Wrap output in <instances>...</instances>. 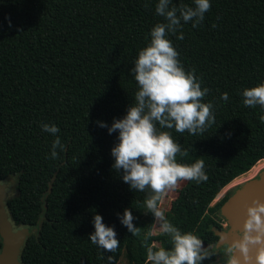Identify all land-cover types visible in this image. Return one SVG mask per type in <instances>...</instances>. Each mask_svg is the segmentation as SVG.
Instances as JSON below:
<instances>
[{
	"label": "trees",
	"instance_id": "obj_1",
	"mask_svg": "<svg viewBox=\"0 0 264 264\" xmlns=\"http://www.w3.org/2000/svg\"><path fill=\"white\" fill-rule=\"evenodd\" d=\"M158 0H0V180L15 176V195L5 201L14 224L38 227L20 248V264H145L146 247L170 237L140 228L148 191L137 192L112 165L118 131L109 134L135 103L131 69L164 22ZM194 6L193 0H173ZM198 27L183 23L184 39L167 38L186 72L195 69L210 91L215 123L202 135L168 131L187 151L177 162L204 160L206 182L186 181L165 216L191 232L214 254L221 226L205 210L221 188L264 158V108L245 107L242 91L264 83V0H210ZM215 24L216 27H212ZM228 93L227 102L220 99ZM56 125L64 150L51 157ZM49 189V191H47ZM226 199L221 197L218 207ZM129 209L132 235L120 216ZM218 209V208H217ZM211 208L208 210L210 211ZM113 227L120 245L107 252L92 244L94 216ZM143 229V228H142ZM207 248V247H206ZM111 257V259H109Z\"/></svg>",
	"mask_w": 264,
	"mask_h": 264
},
{
	"label": "clouds",
	"instance_id": "obj_2",
	"mask_svg": "<svg viewBox=\"0 0 264 264\" xmlns=\"http://www.w3.org/2000/svg\"><path fill=\"white\" fill-rule=\"evenodd\" d=\"M194 6L180 4L173 0H158L155 12L163 17L164 22L157 23L150 32V43L139 51L131 73L138 85L135 103L127 110L122 119L113 121L111 127L97 122L100 127H107L109 134L119 133V143L112 150L113 169L122 171V180L137 192L148 191L145 199L148 212L152 213L162 234L170 237L171 249L163 247H146L145 264H202L214 254L203 246V240L191 232L182 233L170 223L160 208L165 195L177 189L183 181L206 182L204 160L198 159L192 164L177 162V156H187L168 131L175 129L178 133L202 135L215 123L213 103L203 102L209 93L208 88L201 87V81L195 76V69L186 72L179 60V53L167 37L176 35L182 28V22H192L198 27L210 8V0H193ZM212 27H216L215 24ZM177 39L183 40L182 31ZM245 107L264 108V83L245 88L242 91ZM221 100L227 102L228 93H223ZM264 123V116L260 117ZM44 132L55 137L52 143L51 157L57 158L56 149L64 150L57 133L56 125L44 123ZM122 225L135 235L139 232L133 224L131 210L125 209L119 217ZM103 218L94 216V233L90 234L92 244L107 252H115L120 245L113 227L102 222ZM239 239L223 245L225 264H264V202L253 200L247 207ZM223 240V238H221ZM255 249L254 257L250 255ZM219 251V250H218ZM220 252V251H219ZM111 259V257H109Z\"/></svg>",
	"mask_w": 264,
	"mask_h": 264
},
{
	"label": "water",
	"instance_id": "obj_3",
	"mask_svg": "<svg viewBox=\"0 0 264 264\" xmlns=\"http://www.w3.org/2000/svg\"><path fill=\"white\" fill-rule=\"evenodd\" d=\"M253 200L264 202V168L260 170L257 176L232 192L219 208L220 214L229 226L228 231L224 233L225 235L230 231L242 228L243 222L246 219L247 207L252 204ZM12 226H16V224L10 218L6 204L0 196V264H20L18 254L28 235V230L27 226L20 225L19 228L12 231ZM216 233L220 238V233ZM203 246H205L204 243ZM250 255L254 257V248L251 250ZM237 257L241 260V264H243L242 257H240L238 252ZM211 264H225V262L214 261Z\"/></svg>",
	"mask_w": 264,
	"mask_h": 264
},
{
	"label": "rangeland",
	"instance_id": "obj_4",
	"mask_svg": "<svg viewBox=\"0 0 264 264\" xmlns=\"http://www.w3.org/2000/svg\"><path fill=\"white\" fill-rule=\"evenodd\" d=\"M257 164H258V162H257ZM255 165H256V163H255ZM263 168H264V165L261 166L260 169L252 176L250 175L251 174L250 173L251 171H249V170H251V168H250L246 172L242 173L241 174L242 176L239 175V177H237L238 179L235 180L236 182L234 181L232 183V180L230 182H228L226 185H224L221 188V190L218 192V194L215 196V198H213L211 200L210 204L208 205L207 209L205 210V215L211 216L221 226V230L219 231L221 236H220L219 240L217 241V243L211 245V247H213V249L215 251V256H216V259L218 262H225V257H224V254L222 253L223 252V245L225 243L233 242L234 239H238L239 232L242 231V228L230 231L225 235L224 233L226 231H228L229 226H228V224H226L225 220L223 219L222 215L219 212V208L221 207L223 202L218 207H215L214 205L221 197H223V196H225L226 198L229 197L231 195V193L234 192L238 187L242 186L247 181H249L250 179L257 176V174ZM240 177H242V178L240 179ZM185 182L186 181L181 182L177 189H175L174 191L168 192L165 195V197L162 199V201L160 203V208L164 212V215H165L166 211H168V209H169V205H170L171 200L176 196L178 189L180 187H182L185 184ZM13 195H15V176L9 175V176L5 177L4 179L0 180V196L2 198V201L5 202L8 198L12 197ZM210 208H211V210L208 211ZM139 220L141 223L140 228L142 231L147 230L150 234H153V235L161 234L158 223L155 222L153 214L148 212V209L146 208V206H145V209H144L142 215L140 216ZM39 221H38L37 225H35L33 227H27L28 235L36 233ZM19 227H20V225L12 226V231H14L15 229H17ZM221 238H223V240ZM225 239H226V242H225ZM150 246H154L155 248L161 247L160 243L157 241L151 242ZM204 247L206 248L208 246L205 245ZM115 264H129V263L121 255Z\"/></svg>",
	"mask_w": 264,
	"mask_h": 264
},
{
	"label": "bare ground",
	"instance_id": "obj_5",
	"mask_svg": "<svg viewBox=\"0 0 264 264\" xmlns=\"http://www.w3.org/2000/svg\"><path fill=\"white\" fill-rule=\"evenodd\" d=\"M258 162V164L256 163V165H253L252 167H251V170H249V171H251L250 173V175L252 176L254 173H255V171H257L261 166H263L264 165V158H262V159H260L259 161H257ZM242 176V175H241ZM239 177V176H238ZM247 177V176H246ZM242 177H240V179H241ZM244 178V177H243ZM238 178L236 177L235 179H233L232 180V183L235 181V180H237ZM236 182V181H235Z\"/></svg>",
	"mask_w": 264,
	"mask_h": 264
},
{
	"label": "crops",
	"instance_id": "obj_6",
	"mask_svg": "<svg viewBox=\"0 0 264 264\" xmlns=\"http://www.w3.org/2000/svg\"><path fill=\"white\" fill-rule=\"evenodd\" d=\"M259 169H260V168H259ZM259 169H258V170H259ZM258 170H257V171H258ZM257 171H255V173H256ZM215 258H216V256H215ZM216 261H217V259H216Z\"/></svg>",
	"mask_w": 264,
	"mask_h": 264
},
{
	"label": "built area",
	"instance_id": "obj_7",
	"mask_svg": "<svg viewBox=\"0 0 264 264\" xmlns=\"http://www.w3.org/2000/svg\"><path fill=\"white\" fill-rule=\"evenodd\" d=\"M254 174H255V173H254ZM254 174H253V175H254Z\"/></svg>",
	"mask_w": 264,
	"mask_h": 264
},
{
	"label": "flooded vegetation",
	"instance_id": "obj_8",
	"mask_svg": "<svg viewBox=\"0 0 264 264\" xmlns=\"http://www.w3.org/2000/svg\"><path fill=\"white\" fill-rule=\"evenodd\" d=\"M216 259V258H215Z\"/></svg>",
	"mask_w": 264,
	"mask_h": 264
}]
</instances>
